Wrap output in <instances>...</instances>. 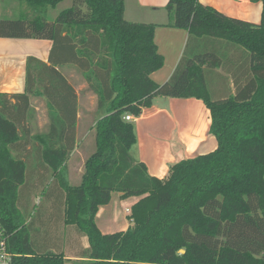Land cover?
<instances>
[{
    "label": "trees",
    "instance_id": "obj_1",
    "mask_svg": "<svg viewBox=\"0 0 264 264\" xmlns=\"http://www.w3.org/2000/svg\"><path fill=\"white\" fill-rule=\"evenodd\" d=\"M12 1L0 0V8ZM15 1L17 17H0V38L53 45L51 66L27 58L23 94H0V225L15 255L12 264H264V0L258 25L198 0H168L165 6L167 27L186 31L189 40L212 38L249 55L251 77L223 100L211 98L203 64L194 58H182L167 83H154L151 74L164 64L154 43L156 26L125 21L123 0H71L52 21L49 10L64 0ZM56 51L62 63L88 68L85 78L97 96L94 151L77 185L70 184L65 167L75 127L59 121L47 134L32 136L26 124L29 97L39 96L38 89L62 102L74 97L53 67ZM155 97L202 101L217 143L208 154L173 164L163 179L149 176L133 158L134 125L124 120L139 117ZM28 150H40L59 185L63 225L86 238L78 259L33 249L18 209L19 193L28 184ZM112 193L137 201L125 231L102 234L95 217Z\"/></svg>",
    "mask_w": 264,
    "mask_h": 264
},
{
    "label": "crops",
    "instance_id": "obj_2",
    "mask_svg": "<svg viewBox=\"0 0 264 264\" xmlns=\"http://www.w3.org/2000/svg\"><path fill=\"white\" fill-rule=\"evenodd\" d=\"M123 1L125 21L156 26L154 43L158 54L163 57L164 64L160 70L151 74L150 78L154 83H167L182 58H194L202 62L204 82L214 100L233 96L236 89L242 87L249 79L250 58L240 48L212 38L189 40L186 31L167 27L169 17L165 6L168 0ZM198 1L226 17L253 25L260 23L262 4L259 0ZM129 4L131 19L126 16ZM52 45L49 40L0 38V94H23L27 58L32 57L51 66L48 60ZM189 48L190 55L187 56ZM64 59L60 52L56 51L53 67L71 87L74 97L62 102L63 100L55 95L52 99L48 98L43 93V88L38 89L39 96L29 97L26 124L31 129L32 136L36 135L32 133L33 127L43 129L39 133L42 136L48 133L51 125H60L59 121H63V125L67 127H75V145L65 162V167L70 184L77 185L84 163L94 151V148L90 147L87 153H84L81 149L79 151V148H88L90 141L87 137L90 133L94 134L93 127L98 118L97 96L85 78L88 68H81L74 62L64 64ZM221 68L230 74L229 85ZM57 110L63 112L59 117L55 114ZM131 122L136 135V144L131 148V154L136 161L145 165L149 176L157 179L165 178L173 164L208 154L217 147L215 138L209 134L210 113L203 102L195 98L155 97L152 105L143 109L141 115ZM40 153V150L26 152L27 181L34 179L36 183L41 184V191L50 189L47 197L51 202L50 206H55V203L63 200V195L58 183L51 177L47 165L43 163ZM71 180L76 183H71ZM108 206L109 204L101 207L97 213L98 215L101 210L107 215L108 220L102 222L101 226L96 221L97 215L95 217L96 225L102 234L114 233L112 228L116 222L112 213L103 212ZM64 233V241L53 235L50 250L63 254L68 260L78 259L81 251L87 248L86 238L80 236L73 227L64 226Z\"/></svg>",
    "mask_w": 264,
    "mask_h": 264
},
{
    "label": "rangeland",
    "instance_id": "obj_3",
    "mask_svg": "<svg viewBox=\"0 0 264 264\" xmlns=\"http://www.w3.org/2000/svg\"><path fill=\"white\" fill-rule=\"evenodd\" d=\"M130 2H132L130 0ZM4 3V0H3ZM6 3V2H5ZM71 0H64L60 3L56 9H50L47 14V19L52 21L57 13L61 10L67 9L71 6ZM129 3V2H128ZM6 6H2L0 17L14 18L17 17L18 2L13 0L9 5V8L6 10ZM13 10V11H11ZM130 4L128 7V15L130 18ZM167 12V11H166ZM11 15V16H10ZM190 55V48L187 50V56ZM201 55V54H199ZM223 70V68H221ZM225 77H227V85L231 81L230 74L223 70ZM213 99V96L211 97ZM92 129V128H91ZM43 129L39 127H33L32 133L39 134ZM94 131V129H93ZM94 134L90 133L87 137L89 138L88 148L81 147L79 148L82 152L87 153L90 147L94 148ZM92 140V141H91ZM71 183H76L74 180H71ZM78 184V183H77ZM50 189L41 191V184L36 183V181L29 180L26 187L21 189L19 193V205L18 209L20 211L21 217L23 219L24 225L27 227L30 238L32 242L33 249L37 253H44L50 250L53 244V237L56 235L62 241H64V225H63V206L62 202L59 201L55 203L56 206L51 207V202L49 201L47 195ZM137 201V198L131 197L127 199H121L118 193L111 194V200L108 208L103 209V212L110 211L115 219V226L112 228L113 232H119L121 230H126L128 226L131 225V222L128 220L130 214L131 206ZM24 204L25 206H22ZM129 210L128 212L126 211ZM106 213H102L100 210L97 215V223L101 226L102 222L106 220ZM110 216H108L109 218ZM54 235V236H53Z\"/></svg>",
    "mask_w": 264,
    "mask_h": 264
},
{
    "label": "built area",
    "instance_id": "obj_4",
    "mask_svg": "<svg viewBox=\"0 0 264 264\" xmlns=\"http://www.w3.org/2000/svg\"><path fill=\"white\" fill-rule=\"evenodd\" d=\"M134 118L130 115L124 117L125 121L131 122ZM127 212L129 210H126ZM8 236L4 232L3 228L0 225V264H12V260L15 257L7 247Z\"/></svg>",
    "mask_w": 264,
    "mask_h": 264
},
{
    "label": "water",
    "instance_id": "obj_5",
    "mask_svg": "<svg viewBox=\"0 0 264 264\" xmlns=\"http://www.w3.org/2000/svg\"><path fill=\"white\" fill-rule=\"evenodd\" d=\"M180 253L182 254V253H183V251L181 250V251H180Z\"/></svg>",
    "mask_w": 264,
    "mask_h": 264
}]
</instances>
